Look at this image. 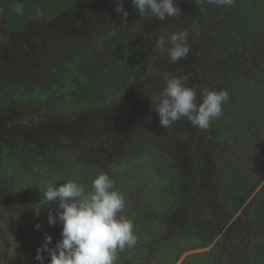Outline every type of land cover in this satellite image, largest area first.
<instances>
[{
	"label": "trees",
	"instance_id": "trees-1",
	"mask_svg": "<svg viewBox=\"0 0 264 264\" xmlns=\"http://www.w3.org/2000/svg\"><path fill=\"white\" fill-rule=\"evenodd\" d=\"M118 2L0 0V188L9 186L29 208L55 212L58 201L43 198L48 187L75 180L87 194L105 172L127 194L137 174L146 173L155 179L153 192H132L124 215L137 243L118 250L115 264H150L163 254L169 257L160 264H176L197 249L205 250L181 264H231L232 248L235 264H264V41L255 56L246 52L254 37H264V0H234L231 7L176 0L180 17L156 20L148 39L131 32L143 18L131 0H124L126 23L115 11ZM25 28L33 34L12 36ZM182 30L191 33V52L167 66L156 39ZM148 64L153 76L145 80ZM185 74L198 93L230 94L207 130L187 118L166 129L152 104L165 76ZM132 100L138 105L129 121L123 117L121 132L111 111ZM41 108H58L67 123H9ZM77 118L78 140L69 124Z\"/></svg>",
	"mask_w": 264,
	"mask_h": 264
},
{
	"label": "clouds",
	"instance_id": "clouds-1",
	"mask_svg": "<svg viewBox=\"0 0 264 264\" xmlns=\"http://www.w3.org/2000/svg\"><path fill=\"white\" fill-rule=\"evenodd\" d=\"M205 2L218 7H231L234 0H196L197 4ZM131 3L141 17L151 15L161 21L180 16L183 11L176 0H131ZM13 10L22 14L23 6L16 4ZM115 11L122 13L126 23L129 13L124 11V0L115 3ZM36 14L43 13L36 9ZM197 28L194 22L192 30ZM190 34L189 30H182L173 32L167 38L159 36L154 49L159 55L166 56L170 63L177 64L191 52ZM189 79L188 74L165 76L162 93L151 98L162 127L167 129L187 118L193 127L203 131L223 115V105L230 99L229 92L226 89H205L198 93L195 87L187 85ZM91 188L92 191L86 194L82 184L70 180L59 187H48L43 193L49 204L58 201L55 212L49 211L48 223L52 226L58 221L62 223V238L54 249H50L53 238L45 234V242L37 249L36 255L41 264L44 252L49 253L50 264H115L118 250L136 245L134 224L121 215L126 203L124 194L115 188L111 177L101 172L92 181ZM35 227L40 230L42 226L37 224Z\"/></svg>",
	"mask_w": 264,
	"mask_h": 264
},
{
	"label": "rangeland",
	"instance_id": "rangeland-1",
	"mask_svg": "<svg viewBox=\"0 0 264 264\" xmlns=\"http://www.w3.org/2000/svg\"><path fill=\"white\" fill-rule=\"evenodd\" d=\"M186 17L189 19H195V13L192 11H184ZM180 17V16H177ZM172 19L171 22L175 21V17L169 18ZM158 19L155 17H152L151 15L142 18V20L134 27L131 28V32L134 36L145 39L149 38L147 37L149 35V32H151V26L152 24ZM168 21V19L163 20ZM39 24V23H38ZM0 25H1V15H0ZM25 32H28L29 34H33L29 31L28 28H25L24 30H21L19 32L12 33V36L14 37H23V34ZM256 37L252 39L253 44L252 47H247L246 52L248 53L250 51H255L254 56L262 49V44H260L261 41H264V37H260L258 40H255ZM256 41V42H254ZM23 44L27 45V42H23ZM254 48V49H253ZM262 51V50H261ZM166 65L167 66H174L175 64H172L169 62L168 59H166ZM153 76V68L150 64L147 65L144 73L143 78L145 80H149ZM138 105L137 101H131L129 103V106L121 107L120 104H116L113 106V109L111 111L112 121L113 125L117 126L121 132L125 131V120L129 121L132 109L134 106ZM58 108L53 109H47L44 110L41 108V110L34 109L29 110L26 113L19 115V116H13L9 123L15 124V125H26V126H32L36 125L39 126V124L42 123H53L54 125L62 123H67V121H64L63 115L61 113L57 112ZM134 112V111H133ZM133 116V114H132ZM67 117V116H66ZM115 119H117V124H115ZM70 124V132L72 136H75V132L78 131V135L80 134V120L73 119L71 120ZM145 125V124H144ZM148 129H150L147 125H145ZM133 127L132 129H134ZM71 135L68 136V138H71ZM75 138L78 140V137L75 136ZM106 138V137H104ZM102 144V140L101 143ZM107 145H110L109 139L107 138L106 141ZM88 161V160H87ZM140 165V164H139ZM138 165V166H139ZM154 183L155 179L151 178L146 173L144 175L137 174L136 178L133 181V187L131 190L132 192H139V194L147 193L152 189V192L154 190ZM161 183L155 184V186H160ZM131 193L124 194L125 197V207L121 213V215H125V211L128 208L131 203H129L131 199ZM153 193H151L149 196L143 198V199H150L152 197ZM37 208H29L27 204L24 202V200L20 199L19 196L15 195V192H12L9 189V186L2 185L0 188V264H41V261L36 260L37 255V249L40 248L44 241L40 240L37 241V239L41 236L45 238V234H50L55 240L53 243L50 244L49 248L52 246L55 248V245L57 241H59L61 237L62 232V223L57 222L55 226L49 225L48 223V214L50 209L42 208V210H39ZM54 212V211H53ZM40 224L42 227L40 230H37L35 225ZM205 249H197L194 251L186 252V254L183 255V257L176 263L181 264L182 259L191 253L194 252H200ZM44 260L42 264H50V255L48 252H44ZM169 256L167 254H163L159 257V262H154L150 264H160L163 263L166 258ZM228 261L231 264L239 263L237 260V254L236 249L232 248L229 251L228 255Z\"/></svg>",
	"mask_w": 264,
	"mask_h": 264
}]
</instances>
